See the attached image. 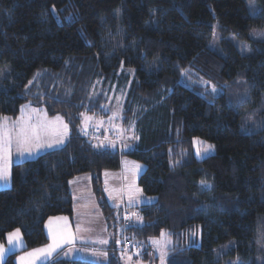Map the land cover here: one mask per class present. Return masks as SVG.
Instances as JSON below:
<instances>
[{
	"label": "trees",
	"instance_id": "trees-1",
	"mask_svg": "<svg viewBox=\"0 0 264 264\" xmlns=\"http://www.w3.org/2000/svg\"><path fill=\"white\" fill-rule=\"evenodd\" d=\"M254 28L264 29V0H0V118L30 103L70 131L63 147L13 165L0 242L21 229L25 249L47 243L45 221L73 216L70 182L81 175L113 232L104 173L125 156L144 164L139 186L154 198L119 219L125 250L147 258L166 232L167 264H264V40ZM129 81L119 121L135 141L112 150L82 115L108 116L107 91ZM196 139L214 152L197 158ZM106 264H122L116 251Z\"/></svg>",
	"mask_w": 264,
	"mask_h": 264
},
{
	"label": "rangeland",
	"instance_id": "rangeland-1",
	"mask_svg": "<svg viewBox=\"0 0 264 264\" xmlns=\"http://www.w3.org/2000/svg\"><path fill=\"white\" fill-rule=\"evenodd\" d=\"M250 37L254 40H264V29H251ZM232 40L241 53L248 54L252 52V46L249 42L239 40L235 36H232ZM215 41L217 42V37H215ZM129 86L130 81L127 83L123 82L120 86L114 85L107 91L108 103L105 109L110 112L108 116L95 117L88 113L82 115L81 127L84 130L103 133L106 140L103 141V145L112 150H127L133 144L130 140L135 141L131 136L133 135L132 130L124 128L119 121L122 116V106ZM22 117L25 121H28L31 128L36 129L39 139L37 140L32 135L31 128H29L27 132L29 142L18 150L15 139L16 133L13 132L12 150L7 160L10 173L14 164L36 159L47 151L63 147L69 138L70 131L64 118L60 114L51 116L44 106L24 103L20 106L17 116H3L0 118V122H5L8 127H12L13 125L18 126V122L21 121ZM4 118H7V121H4ZM260 121V117L255 114L252 115L249 123L251 125H259ZM64 125H67L66 134L64 132ZM61 138L63 139V143L56 144L55 141ZM49 143L52 144V147H48ZM37 145L40 146L37 147ZM208 145L211 144L200 139L195 140L197 158H205L214 152L213 147L206 151ZM26 149H31V154ZM198 150L199 155H197ZM3 163L4 161L0 160V165ZM137 165H139V168L136 167ZM144 170L145 166L143 163L124 156L121 158L120 170L107 174L104 180L105 196L109 205L116 209L118 215L117 226L113 232H110L109 224L103 216L96 198V203H93L94 194L92 189L87 188V184L80 182L81 179H79L73 183L74 186L72 187L73 216L60 214L49 217L44 224V230L48 239L47 243L31 249H25L26 242L21 229H18L21 239L16 243L15 247L9 244L8 235L17 229L7 233L6 240L0 242V245L6 250L0 264H3L10 255L15 256V264H20L22 257L28 258L29 253L51 245L54 234L58 236L62 234L65 242L51 256H42L37 259L36 264H48L55 259L85 260L95 264H106L109 262L110 254H113L114 251H116L117 256L121 259L122 264H167L166 254L171 246V241L166 232H162L161 236L151 240L152 253L150 252V256L147 258L145 253L139 252L140 248L134 247L128 250L123 248L124 234L122 233V224L119 219L121 220L123 213H131L135 216L136 213H133L132 208H139L154 200L153 197L144 194L139 186L138 181ZM11 181L12 176H10L7 184L0 181V190L10 188ZM127 217L124 219L128 221L132 218L131 216ZM62 218H66V220ZM69 233L71 241L67 242ZM101 241L107 242L101 243ZM162 254L163 261L161 259Z\"/></svg>",
	"mask_w": 264,
	"mask_h": 264
},
{
	"label": "snow or ice",
	"instance_id": "snow-or-ice-1",
	"mask_svg": "<svg viewBox=\"0 0 264 264\" xmlns=\"http://www.w3.org/2000/svg\"><path fill=\"white\" fill-rule=\"evenodd\" d=\"M249 3L251 4V0H249ZM212 91L213 92L216 91L215 87L212 88ZM4 121H7V118H4ZM29 128H31L30 124L28 123V121H25L23 117L21 118V121L18 122V126L13 125L12 127H8L5 122H0V160L4 161V163L0 165V181L4 182L5 184H7V182L10 180V176H11L10 169L7 164V160L12 150L13 132L16 133L15 139H16V143L18 146V150H19L22 146L28 144L29 142L28 135H27ZM31 131H32V135L35 136V138L38 140L39 135L36 129L31 128ZM64 132L65 134L67 133V125H64ZM55 143L62 144L63 139L62 138L57 139ZM39 146L40 145H37V147ZM48 147H52V144L49 143ZM212 147H213L212 145H208L206 148V151L208 149H211ZM26 150L29 152V154H31V149H26ZM21 154H23V152H21ZM197 155H199V150L197 151ZM136 167L139 168V165H137ZM201 183L204 184L205 182L201 181ZM130 199H131V196H130ZM62 219L66 220V218H62ZM193 235H195V233H193ZM20 239H21V234L18 229L15 232L10 233L8 235V242L13 247H15L16 243L19 242ZM70 241H71V235L69 233L67 242H70ZM64 242H65V239L62 234L59 236L54 234L52 237L51 245H49L47 248L37 249L34 252L29 253L28 258L22 257L20 260V264H36L37 259H39L42 256L43 257L51 256L52 253H54L57 248L62 247ZM106 242L107 241H101V243H106ZM155 243H158V242H155ZM5 251L6 250L4 249V247L0 245V261L3 260ZM161 259L163 261V254H162Z\"/></svg>",
	"mask_w": 264,
	"mask_h": 264
},
{
	"label": "crops",
	"instance_id": "crops-1",
	"mask_svg": "<svg viewBox=\"0 0 264 264\" xmlns=\"http://www.w3.org/2000/svg\"><path fill=\"white\" fill-rule=\"evenodd\" d=\"M122 144H123V142H122ZM119 171V170H118ZM109 172H111V171H106L105 173H104V180H105V178L107 177V174H111V173H109ZM112 172H117V171H112ZM77 178V179H76ZM79 179H81L80 180V182H83L84 184H87V188H89L90 190L92 189L91 188V182H90V176H88V175H81V176H78V177H75L74 179H72L71 180V182H70V190H71V195H72V187L74 186L73 185V183L74 182H76V180H79ZM87 182V183H86ZM95 202V196H94V201H93V203ZM92 203V204H93ZM96 203V202H95ZM73 207H74V204H73Z\"/></svg>",
	"mask_w": 264,
	"mask_h": 264
},
{
	"label": "built area",
	"instance_id": "built-area-1",
	"mask_svg": "<svg viewBox=\"0 0 264 264\" xmlns=\"http://www.w3.org/2000/svg\"><path fill=\"white\" fill-rule=\"evenodd\" d=\"M85 134H87V132H85ZM93 134H95V133H93ZM129 245H130L129 238L124 237V248L126 249V247H128Z\"/></svg>",
	"mask_w": 264,
	"mask_h": 264
}]
</instances>
